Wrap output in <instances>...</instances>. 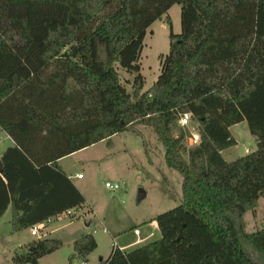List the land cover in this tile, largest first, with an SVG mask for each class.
Listing matches in <instances>:
<instances>
[{"label":"trees","instance_id":"1","mask_svg":"<svg viewBox=\"0 0 264 264\" xmlns=\"http://www.w3.org/2000/svg\"><path fill=\"white\" fill-rule=\"evenodd\" d=\"M176 4L181 31L164 18L169 51L143 91L146 31ZM119 68L135 75L131 92ZM184 113L197 145L178 125ZM243 121L257 149L227 162L229 129ZM138 127L164 147L181 200L152 220L158 240L112 247L98 264H264V228L248 233L243 221L264 196V0H0V131L13 141L0 155V219L10 207L13 233L83 209L58 161L121 132L142 137ZM61 246L35 238L12 264ZM96 247L80 235L69 261L87 264Z\"/></svg>","mask_w":264,"mask_h":264},{"label":"rangeland","instance_id":"2","mask_svg":"<svg viewBox=\"0 0 264 264\" xmlns=\"http://www.w3.org/2000/svg\"><path fill=\"white\" fill-rule=\"evenodd\" d=\"M165 17H169L173 33L181 31L180 6L177 4L147 29L138 61L144 79L143 91L156 81L160 74L158 58L169 51L171 29ZM118 72L120 80L131 92V81L135 75L121 68ZM138 130L142 132V137L121 132L70 155L62 162L65 171H76L81 175V179L75 181L85 199V207L74 218L59 216L52 219L40 231L41 238L45 235L58 239L62 246L40 258L39 264H84L78 259L69 261L73 240L81 233H91L97 244L87 264H96L99 257L107 260L112 247L121 248L133 243L137 239L133 235L135 228L139 229V239L143 240L130 244L126 251L160 238L159 230L150 221L179 205L182 178L166 166L164 147L156 136L142 127H138ZM231 132L236 138V145L222 152L225 161L231 162L245 156V149L250 153L256 151L257 142L249 133L245 121L232 126ZM187 145L190 146L189 143ZM106 181L119 183L120 189L111 194L104 187ZM140 191L145 194L142 199L138 198ZM86 203L92 208V213L88 212ZM10 218L11 211L8 209L0 219V264H12L14 254L22 253L23 246L35 239L27 230L13 233ZM243 221L248 233L264 228V196L259 198L255 209L244 214ZM50 230L53 231L49 233Z\"/></svg>","mask_w":264,"mask_h":264},{"label":"built area","instance_id":"3","mask_svg":"<svg viewBox=\"0 0 264 264\" xmlns=\"http://www.w3.org/2000/svg\"><path fill=\"white\" fill-rule=\"evenodd\" d=\"M178 125L180 128H182L183 130H187L189 133V136L187 138V143L190 144V146L193 145H197L200 141V135L198 132V125L196 123H194L192 121V117L189 113H184L180 116L179 120H178ZM245 153L249 154L250 151L248 149H245ZM76 178L80 179L81 175L80 174H76ZM104 187L105 189H107L111 194H114L115 192H117L120 189V185L117 182H109L106 181L104 183ZM77 215V213L74 210H67L64 213L58 215L59 216H67L69 218H74ZM50 220L46 223H41V224H35L33 226H31L28 230H29V234L30 236L34 237V238H41L40 237V231H43L46 228V224L49 223ZM133 234L135 236H139L140 235V231L139 229L135 228L133 229ZM86 264V263H84Z\"/></svg>","mask_w":264,"mask_h":264},{"label":"crops","instance_id":"4","mask_svg":"<svg viewBox=\"0 0 264 264\" xmlns=\"http://www.w3.org/2000/svg\"><path fill=\"white\" fill-rule=\"evenodd\" d=\"M230 133H231V135L234 137V135L232 134V132H231V127H230ZM234 139L236 140V138L234 137ZM13 145V141L5 134V133H3V132H1L0 131V155H1V153L3 152V151H5L8 147H11ZM221 155H222V153H221ZM70 156V155H69ZM69 156H67L68 158H69ZM67 157H64V158H62V159H60L59 161H58V164H59V166H60V168H61V170L67 175V177L69 178V180L73 183V185L77 188V190L79 189V187L77 186V183H76V181L75 180H77L78 178H76V174H78L76 171H73V172H71V173H69L68 171H65V169H64V167H62V162L65 160V159H67ZM80 164H82L81 162H80ZM81 179V178H80ZM78 191H80V189L78 190ZM86 205L88 206V208L87 209H91V213H92V208L90 207L89 208V205H88V203H86ZM8 209H10V207H8ZM7 209V210H8ZM6 210V211H7ZM11 211V210H10ZM2 218V217H1ZM11 219V218H10ZM54 219V218H53ZM52 220V219H51ZM51 220H50V222L49 223H51ZM152 220H154V219H152ZM150 221V222H152V225L154 226V227H157V224H156V222L155 221ZM48 223V224H49ZM89 224H86V226H88ZM101 228V227H100ZM158 229V228H157ZM27 231H29V230H27ZM53 231V230H52ZM51 230L49 231V233H51L52 232ZM83 234H86V233H81V234H79L78 235V237L80 236V235H83ZM134 235V234H133ZM140 236H141V233H140V235L139 236H135L137 239H135V241L133 242V243H129V244H127V245H124V246H122L121 248H119V249H121V250H124V251H126V248L130 245V244H138V243H140V241L141 240H143V239H139L140 238ZM77 237V238H78ZM44 238H49V237H47V236H45L44 235ZM75 240V239H74ZM73 240V241H74ZM22 248V247H21ZM89 257V256H88ZM103 259L101 258V257H99V259H98V262L96 263V264H98L100 261H102ZM87 262H88V258H87Z\"/></svg>","mask_w":264,"mask_h":264},{"label":"water","instance_id":"5","mask_svg":"<svg viewBox=\"0 0 264 264\" xmlns=\"http://www.w3.org/2000/svg\"><path fill=\"white\" fill-rule=\"evenodd\" d=\"M1 167H2V166H1V163H0V172H1ZM144 196H145L144 192H143V191H140V192H139V197H138V198H139V199H142V198H144Z\"/></svg>","mask_w":264,"mask_h":264}]
</instances>
